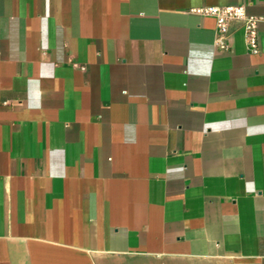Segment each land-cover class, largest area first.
Here are the masks:
<instances>
[{
	"label": "crops",
	"instance_id": "crops-1",
	"mask_svg": "<svg viewBox=\"0 0 264 264\" xmlns=\"http://www.w3.org/2000/svg\"><path fill=\"white\" fill-rule=\"evenodd\" d=\"M264 0H0V264H264L258 52L194 12Z\"/></svg>",
	"mask_w": 264,
	"mask_h": 264
},
{
	"label": "built area",
	"instance_id": "built-area-1",
	"mask_svg": "<svg viewBox=\"0 0 264 264\" xmlns=\"http://www.w3.org/2000/svg\"><path fill=\"white\" fill-rule=\"evenodd\" d=\"M194 12L202 15H209L215 19L217 37L215 44L222 49L227 48L226 36L229 31V24L232 21H240L244 30L245 43L251 53L258 52L257 26L264 21L263 16H254L246 12L244 5L236 6H207L196 8Z\"/></svg>",
	"mask_w": 264,
	"mask_h": 264
}]
</instances>
